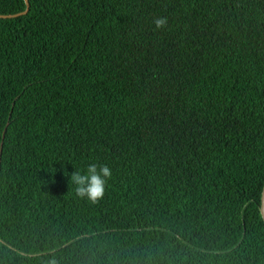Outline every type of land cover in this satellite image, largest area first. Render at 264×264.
<instances>
[{"label": "trees", "instance_id": "16d2710c", "mask_svg": "<svg viewBox=\"0 0 264 264\" xmlns=\"http://www.w3.org/2000/svg\"><path fill=\"white\" fill-rule=\"evenodd\" d=\"M29 2L0 18V264H264V0Z\"/></svg>", "mask_w": 264, "mask_h": 264}, {"label": "clouds", "instance_id": "9594fccd", "mask_svg": "<svg viewBox=\"0 0 264 264\" xmlns=\"http://www.w3.org/2000/svg\"><path fill=\"white\" fill-rule=\"evenodd\" d=\"M153 23L157 29L165 27L167 17L156 18ZM111 176V169L106 164L91 163L83 172L78 170L72 173L70 182L75 185V193L79 198L96 204L103 198Z\"/></svg>", "mask_w": 264, "mask_h": 264}, {"label": "water", "instance_id": "95a60500", "mask_svg": "<svg viewBox=\"0 0 264 264\" xmlns=\"http://www.w3.org/2000/svg\"><path fill=\"white\" fill-rule=\"evenodd\" d=\"M25 2H26V9L24 11L16 13V14H7V15L0 14V18L17 17V16H20L22 14L28 13L29 8H30V2H29V0H25ZM6 129H7V127L5 128V130L3 132V139L5 138ZM2 145H3V142L1 143V150H2ZM0 162H1V160H0ZM0 169H1V166H0ZM260 212H261L262 218L264 220V186H263L262 195H261Z\"/></svg>", "mask_w": 264, "mask_h": 264}]
</instances>
